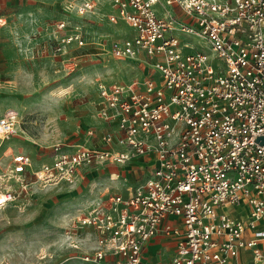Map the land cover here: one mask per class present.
Instances as JSON below:
<instances>
[{
  "label": "built area",
  "instance_id": "2783aa9c",
  "mask_svg": "<svg viewBox=\"0 0 264 264\" xmlns=\"http://www.w3.org/2000/svg\"><path fill=\"white\" fill-rule=\"evenodd\" d=\"M65 9L79 17L106 9L108 22L131 28L111 40L109 52L128 73L142 64L145 76L97 83V116L110 126L97 141L89 129V142H55L50 159L34 166L28 154L14 155L20 183L0 190V206L25 195L30 183L70 184L83 167L140 157L148 160L147 176L78 216L95 241L83 260L140 264L158 235L175 239L169 264H236L241 249L260 258L264 0H67ZM186 35L204 39L210 53ZM73 43L85 44L77 28L60 34L55 50ZM20 120L13 108L0 113V137L18 134Z\"/></svg>",
  "mask_w": 264,
  "mask_h": 264
},
{
  "label": "rangeland",
  "instance_id": "374dc122",
  "mask_svg": "<svg viewBox=\"0 0 264 264\" xmlns=\"http://www.w3.org/2000/svg\"><path fill=\"white\" fill-rule=\"evenodd\" d=\"M66 1L0 0V113L13 108L21 119L18 134L0 137V190L16 189L20 183L12 172L14 155L27 153L34 166L49 158L55 142L81 143L89 129L95 133L92 141L100 138L105 129L97 116L98 81L139 79L126 75L109 52L111 40L133 30L107 21L110 6L79 17L65 9ZM156 10L160 15L164 8L156 5ZM60 19L69 27L57 31ZM74 28L85 44L73 43L59 54L56 38ZM186 36L210 53L204 39ZM121 167H86L70 184L29 182L25 195L0 206V264H93L81 258L91 251L92 236L78 216L113 192L116 179L129 176L122 172L111 178L109 170ZM169 246L148 247L141 264H169ZM260 263L264 257H252V264Z\"/></svg>",
  "mask_w": 264,
  "mask_h": 264
},
{
  "label": "crops",
  "instance_id": "0c3cea01",
  "mask_svg": "<svg viewBox=\"0 0 264 264\" xmlns=\"http://www.w3.org/2000/svg\"><path fill=\"white\" fill-rule=\"evenodd\" d=\"M114 59V58H113ZM116 60V59H115ZM117 62V61H116ZM120 62V61H119ZM118 64V63H117ZM120 64L122 65V66H120L119 64H118V67H120V68H122V69H124L125 70V74L126 75H136L135 77L136 78H139V79H141V78H143L145 75H139V73H141V69L143 68V65L142 64H140L139 65V69L137 70L138 71V74H136L135 72H132V73H128L127 72V70H126V68H125V64L124 63H121L120 62ZM136 71V72H137ZM102 81H104V82H106V81H118V80H105V79H103ZM99 82V81H98ZM97 82V83H98ZM119 82H126V81H120L119 80ZM128 82V81H127ZM96 88H97V85H96ZM98 96V95H97ZM100 120V119H99ZM101 126H102V128L101 129H107V128H110V126L109 125H107L106 123H102L101 121H100V123H99ZM92 140V139H91ZM86 142H89V139L88 138H86V140H85ZM85 141H83V142H85ZM95 141H97V140H94V141H92V142H95ZM73 143H78V142H73ZM50 153V152H49ZM21 154H27V153H21ZM50 159V154H49V158L47 159V160H49ZM46 161V160H45ZM147 163H148V160H146L145 158H140V157H138V158H135V159H133L132 161H130V162H128L127 164H115V163H107V164H105L106 166L107 165H122L123 167H121V168H119L118 170H115V169H113V170H109V173L111 174V178H114V179H116L117 178V176H121L122 175V172H124V173H126V175H129V176H127V177H124L123 178V180H120L119 178L118 179H116L117 181H116V184L114 185V190H113V192H111V193H114V192H122V193H125L126 192V189L128 188V187H130V186H134V185H136L137 183H139L145 176H147L148 174H149V172H150V167L147 165ZM84 168H86V167H83L82 169H80L79 170V172H78V174H77V176L79 175V173H80V171H82ZM131 175V176H130ZM76 176V177H77ZM134 177V178H130V177ZM126 178H128V179H126ZM118 181H123L124 182V184L123 185H119L118 184ZM63 183H66V182H63ZM69 184V183H68ZM110 193V194H111ZM109 195V194H108ZM107 195V196H108ZM107 198V197H106ZM105 198V199H106ZM89 230H90V233H91V236H92V239H91V243H92V245H91V251H92V249H93V247H94V245H95V241H94V233H93V231L90 229V228H88ZM170 245L169 247H172V251H171V255H172V253L174 252V249H175V239L174 238H172V237H166V236H161V235H158V236H156V237H154L153 239H151L150 241H149V243L146 245V247H145V250L148 248V247H152L153 245ZM259 246L261 247V250H262V254H261V257H260V260L262 259V257H264V240H261L260 242H259ZM145 250H144V253H145ZM84 253V252H83ZM143 253V254H144ZM171 255H170V257H171ZM252 257H254L253 256V254H252V252H251V250H249V249H241L240 251H239V253H238V255H237V257H236V264H252ZM170 261V260H169ZM141 264V263H140ZM260 264H262V263H260Z\"/></svg>",
  "mask_w": 264,
  "mask_h": 264
}]
</instances>
